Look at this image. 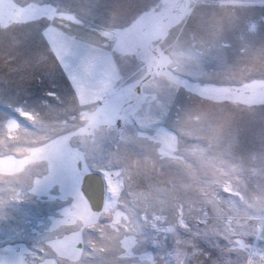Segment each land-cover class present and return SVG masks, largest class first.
<instances>
[{
  "label": "rangeland",
  "instance_id": "rangeland-1",
  "mask_svg": "<svg viewBox=\"0 0 264 264\" xmlns=\"http://www.w3.org/2000/svg\"><path fill=\"white\" fill-rule=\"evenodd\" d=\"M160 2L0 0V123L31 128L44 102L56 104L51 94H71L61 53L76 50L58 32L87 39L106 10L126 23ZM167 2L195 6L184 35L196 38L178 53L182 70L159 74L169 90L158 106L151 91L136 103L114 96L95 127L65 129L24 159H0V176L13 178L0 182V264H19L18 246L31 249L49 228L59 234L54 264H79L93 248L88 264H264V73L239 71L264 66V8L261 0ZM66 8L85 27L62 19ZM104 42L119 62L137 38L118 31ZM225 121L238 142L230 154L219 147ZM95 172L101 210L79 190Z\"/></svg>",
  "mask_w": 264,
  "mask_h": 264
},
{
  "label": "clouds",
  "instance_id": "clouds-1",
  "mask_svg": "<svg viewBox=\"0 0 264 264\" xmlns=\"http://www.w3.org/2000/svg\"><path fill=\"white\" fill-rule=\"evenodd\" d=\"M259 6L264 8V0H261ZM188 7L195 6L185 5L183 2L171 4L167 0H161L126 23L120 14L106 10L101 23L90 29L95 33L90 38L72 34L70 30L58 32L76 50V55L71 58L61 53L71 94L65 98L51 94L56 104L44 102L46 111L43 116L36 114L35 120L30 122L31 128L13 126L8 120L0 123V159H24L30 155L31 149L54 141L65 129L89 124L95 127L97 117L107 111L114 96H120L128 103H136L145 91H151L156 95L154 106H158L159 97L169 90L168 82L160 79L159 74L182 70V58L178 53L188 40L196 38L192 33L187 37L184 35L187 20L190 18ZM58 11L62 19H71L77 26L85 27L70 8ZM146 19L150 22L146 23ZM47 31L45 29V34ZM118 31L137 38V42L121 56L119 62L108 52L109 44L104 42L111 41ZM239 71L247 74L264 73V66L257 68L245 65ZM149 79L155 82L156 88L143 87L144 82ZM86 112L90 115L85 116ZM230 124V121H225L221 125L223 140L219 147L223 154H230L238 147L237 139L227 133ZM177 131L181 136L188 133L186 126L178 128ZM83 143L86 145L90 141L85 140ZM84 155L87 160V151ZM197 171L193 168L190 174L195 176ZM19 175L18 173L17 177ZM10 179L13 178L0 176V182H8ZM98 227L106 232L112 225L109 223ZM58 239L59 234L49 228L32 243L31 249L18 246L21 253L19 264H54L51 253L59 254ZM112 239L114 242L115 238ZM96 252L97 249L93 248L92 253H82L79 264H88L84 257ZM196 255L198 252L194 248L192 256ZM212 264L217 262L212 261Z\"/></svg>",
  "mask_w": 264,
  "mask_h": 264
},
{
  "label": "water",
  "instance_id": "water-1",
  "mask_svg": "<svg viewBox=\"0 0 264 264\" xmlns=\"http://www.w3.org/2000/svg\"><path fill=\"white\" fill-rule=\"evenodd\" d=\"M96 181L98 185V198H97V203L94 205L93 208L95 210H101L104 202V180L103 177L100 173H91L90 175L86 176L83 180V182H88V181ZM88 200V198L86 197Z\"/></svg>",
  "mask_w": 264,
  "mask_h": 264
},
{
  "label": "bare ground",
  "instance_id": "bare-ground-1",
  "mask_svg": "<svg viewBox=\"0 0 264 264\" xmlns=\"http://www.w3.org/2000/svg\"><path fill=\"white\" fill-rule=\"evenodd\" d=\"M97 182H87L84 183L83 186V191L86 193L88 199H89V203L90 205L93 207L96 202H97V198H98V185H96Z\"/></svg>",
  "mask_w": 264,
  "mask_h": 264
},
{
  "label": "flooded vegetation",
  "instance_id": "flooded-vegetation-1",
  "mask_svg": "<svg viewBox=\"0 0 264 264\" xmlns=\"http://www.w3.org/2000/svg\"><path fill=\"white\" fill-rule=\"evenodd\" d=\"M80 181H82L81 179H79ZM79 190H81L83 192V194L87 197L86 193L83 191V189L80 188V182H79ZM88 198V197H87ZM97 203V202H96ZM94 207V206H93ZM90 203H89V199H88V208L91 209L93 208Z\"/></svg>",
  "mask_w": 264,
  "mask_h": 264
}]
</instances>
